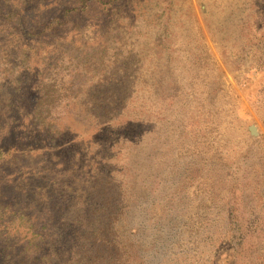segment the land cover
Masks as SVG:
<instances>
[{"label":"rangeland","instance_id":"obj_1","mask_svg":"<svg viewBox=\"0 0 264 264\" xmlns=\"http://www.w3.org/2000/svg\"><path fill=\"white\" fill-rule=\"evenodd\" d=\"M68 8L38 36L0 25V264H109L165 236L168 264H232V177L264 154V0H0L31 31ZM263 171L244 168L251 209Z\"/></svg>","mask_w":264,"mask_h":264},{"label":"trees","instance_id":"obj_2","mask_svg":"<svg viewBox=\"0 0 264 264\" xmlns=\"http://www.w3.org/2000/svg\"><path fill=\"white\" fill-rule=\"evenodd\" d=\"M84 2V7H88L89 4H86V1ZM71 12H77V8H68L67 12L62 16L63 19L57 16L51 19L43 29L31 31V28L25 24L22 13L16 9H10L0 11V25L9 23L17 27L22 35L30 34L38 36L44 31L54 30L56 26L66 24L70 20ZM58 90L59 89L46 86V91L42 94V98L35 105L37 113L41 118H45L46 115L52 116L57 111L53 101H55L54 97H57L56 94L60 91ZM1 157L2 152L0 150V158ZM247 167L264 169V154L259 153L257 157L251 158L250 155L245 153L242 160L238 163L232 177L227 200L230 218L229 224L226 223L228 239L233 249L234 261L232 264H257L259 258H264V184L261 197L262 203L256 208L253 207L251 209L243 193L244 168ZM262 183H264V179ZM166 224L168 225V221ZM160 229L163 230L161 224ZM156 230H159L158 224L156 225ZM6 234L7 232H4L2 224H0V240L8 236ZM225 236H227V234ZM166 237L167 236L157 237L145 242H141L139 237H136L133 240L134 242L131 246L130 253L124 241L122 243H113L108 252L109 255L112 256V262L109 264H168V257L172 252L166 248ZM170 237L172 238L171 243L173 240L175 241L172 236ZM142 244L154 247L152 252L148 251V253H150L149 256L142 255L140 249H136L137 245H140L141 248ZM4 247L5 246L0 243V258L4 255V250L6 248ZM173 253L176 256L172 258L175 259L178 254L177 252ZM18 260L21 261V257L18 258ZM91 262L92 256L89 258L87 256V259L80 264H91ZM258 264H264V259Z\"/></svg>","mask_w":264,"mask_h":264},{"label":"water","instance_id":"obj_3","mask_svg":"<svg viewBox=\"0 0 264 264\" xmlns=\"http://www.w3.org/2000/svg\"><path fill=\"white\" fill-rule=\"evenodd\" d=\"M253 131H256V128L253 126Z\"/></svg>","mask_w":264,"mask_h":264},{"label":"bare ground","instance_id":"obj_4","mask_svg":"<svg viewBox=\"0 0 264 264\" xmlns=\"http://www.w3.org/2000/svg\"><path fill=\"white\" fill-rule=\"evenodd\" d=\"M202 8H204V5H202Z\"/></svg>","mask_w":264,"mask_h":264}]
</instances>
